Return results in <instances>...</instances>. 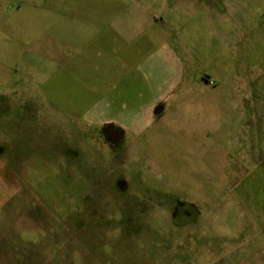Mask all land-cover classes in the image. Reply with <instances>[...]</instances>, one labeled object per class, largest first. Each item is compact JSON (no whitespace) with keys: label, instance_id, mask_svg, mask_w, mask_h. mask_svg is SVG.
I'll use <instances>...</instances> for the list:
<instances>
[{"label":"rangeland","instance_id":"1","mask_svg":"<svg viewBox=\"0 0 264 264\" xmlns=\"http://www.w3.org/2000/svg\"><path fill=\"white\" fill-rule=\"evenodd\" d=\"M0 264H264V0H0Z\"/></svg>","mask_w":264,"mask_h":264},{"label":"crops","instance_id":"2","mask_svg":"<svg viewBox=\"0 0 264 264\" xmlns=\"http://www.w3.org/2000/svg\"><path fill=\"white\" fill-rule=\"evenodd\" d=\"M70 69L72 70V66ZM71 70H68V72H69L68 82L64 83L63 80H60L59 86L63 87V90H65V88L68 87V89L71 92H76L77 90L80 91L78 88H81L84 93H87V95H91L93 93L94 89H89L88 86H90V85L87 83H84V81H88V79L90 80V78L87 77L88 75L84 74V76L82 75L80 77L75 72V69H73L74 70L73 72ZM85 102L87 104H85V107H83L84 109L81 110L80 114H78L79 112L75 110L76 104L78 102H75L74 100H70V99L67 100V98H65V97L58 98L57 108L61 109L65 113V115H67L69 117H76V115H81V113H82V115L86 114L87 116H90L94 110H97L99 108V106L97 105V102L94 99H91L90 101H85ZM70 104H72L74 106L73 110L70 109V106H71ZM70 110H72V111H70ZM98 110H99L100 115L95 118L96 123L101 124L103 126L105 124H108V123L113 124L114 120H112V118L109 117V111L108 110H105V109H98ZM63 116H64V114H63Z\"/></svg>","mask_w":264,"mask_h":264},{"label":"flooded vegetation","instance_id":"3","mask_svg":"<svg viewBox=\"0 0 264 264\" xmlns=\"http://www.w3.org/2000/svg\"><path fill=\"white\" fill-rule=\"evenodd\" d=\"M102 135L106 139L108 144L113 145L115 143H118L119 141L114 138L115 136L112 137L109 134H103V132ZM120 184L121 183H118L119 188L123 189L124 186H120ZM197 215L198 210L194 204H191L189 202L175 201L173 203L170 221L176 228L189 227L191 229V227L196 226V222L198 220Z\"/></svg>","mask_w":264,"mask_h":264},{"label":"water","instance_id":"4","mask_svg":"<svg viewBox=\"0 0 264 264\" xmlns=\"http://www.w3.org/2000/svg\"><path fill=\"white\" fill-rule=\"evenodd\" d=\"M102 132L103 134H109L110 136H115L114 138L116 140H120V138L122 137V134H123V131L120 129V128H116L113 124L111 123H108V124H105L103 127H102ZM113 134V135H112ZM122 186L124 185L121 184Z\"/></svg>","mask_w":264,"mask_h":264}]
</instances>
